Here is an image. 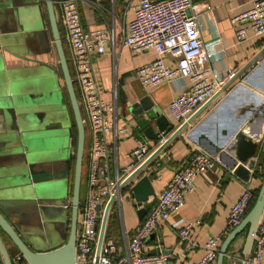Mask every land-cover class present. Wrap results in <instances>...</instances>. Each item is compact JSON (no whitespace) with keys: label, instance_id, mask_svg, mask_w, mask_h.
Instances as JSON below:
<instances>
[{"label":"crops","instance_id":"crops-1","mask_svg":"<svg viewBox=\"0 0 264 264\" xmlns=\"http://www.w3.org/2000/svg\"><path fill=\"white\" fill-rule=\"evenodd\" d=\"M138 1L83 0L79 1L77 6L85 28L91 30L103 28L107 24H114L115 29L119 31L132 19L130 8ZM192 2L197 7L196 12L202 24L201 39L210 56L209 66L214 71L224 76L229 72L235 74L264 47V38L249 35L246 40L239 43L235 39V32L239 25L233 23V20L250 8L249 0H192ZM57 24L61 29V24L59 22ZM42 26L47 31L48 42L40 47L37 32ZM49 31L44 4L0 0V94L7 92L9 96H13L28 88L26 80L30 73H35L42 67L33 60L43 61L53 66L55 68L53 76H57L61 83L60 91L67 112L66 131L68 134V131L73 129L74 119L66 89L59 75L58 59ZM42 48L47 50L46 54L41 53ZM155 58L156 54L152 50L141 54H132L118 42L115 52L107 49L104 55L97 56L93 60L101 98L107 102L115 100L116 103V111L114 114H110L109 118L114 121L116 130H126L124 135H118L117 138L113 137V132L109 137L112 144L111 169L113 173L121 172L129 164V153L135 148L138 139H145L136 126L135 118L130 114L129 108L142 98L148 97L154 108L169 120L168 131L175 125V121L169 113V103L175 96L190 88L189 81L181 78H175L171 82L153 89L143 88L135 78L134 72L136 68ZM174 60L167 58V63L172 64ZM263 96L264 61L255 63L253 67L247 69L185 131L171 141L159 157L150 164L153 171L149 172L150 168L147 166L131 184L121 191L120 199L116 202L114 210L112 208L111 218L108 220L110 239L117 246L123 247L147 215L139 218V212L145 203L139 205L133 199L130 193L132 184L141 177L147 176L155 194L150 196L149 200L154 202L156 196L163 190L174 171L190 152L206 151L202 137L216 145L223 143L226 146L234 140L235 134L241 126L240 120L243 118V122L249 121L250 125L255 121L261 123V130L256 129L253 133L250 128V135L263 136L261 145H264V108L261 107L264 104L261 101ZM251 107L253 109L245 112L247 108ZM56 127L61 128L59 123H55ZM2 137H4L3 127L0 126V141ZM147 142L150 147H153L154 141ZM86 145L85 140L84 151ZM66 146L70 149L69 170L66 179L68 182L73 172L74 148L69 139H67ZM12 150L10 145L0 142V190H5V197L8 199H14L15 195L9 194L6 190L19 183L17 172L14 171V165L18 161ZM261 154L262 152H258L257 161H260ZM55 160L43 163V168L38 174L39 178H59L64 167L59 163L60 161ZM217 164L215 169L196 179L194 191L185 197L183 207L170 214L166 221L159 224L157 231L148 237L149 240H146L143 249L145 254L158 248L161 253L170 254L174 264H197L204 255L206 242L224 231L229 210L238 199L246 183L253 190H257L261 185V179L258 177L261 172L260 168L251 171L250 180L243 182L219 161ZM254 172L257 174L253 175ZM85 173V159H83L82 190ZM69 183L70 181L68 186ZM65 202L66 200L63 205ZM195 222H199V224L193 228L188 241L181 244L178 240V230L185 223ZM244 238L245 234H241L237 239L238 244L231 245L228 251L239 252L242 256ZM3 240L11 258L15 257L18 252L13 244L7 236ZM261 264H264V251Z\"/></svg>","mask_w":264,"mask_h":264},{"label":"built area","instance_id":"built-area-1","mask_svg":"<svg viewBox=\"0 0 264 264\" xmlns=\"http://www.w3.org/2000/svg\"><path fill=\"white\" fill-rule=\"evenodd\" d=\"M79 1L83 0H52V3L57 23L61 24L60 38L66 48L77 102L80 112L82 109L84 113L83 116L81 112L84 129L87 126L90 139L87 153L84 151L86 173L79 203L74 264H95L94 254L102 213L110 197L117 192L119 184L138 169L175 129L220 91L234 72L224 76L209 66L210 56L200 35L202 24L192 0H139L130 8L132 19L119 31L114 24L91 30L85 28L77 6ZM249 3L250 8L233 20L239 25L235 32L238 43L249 35L264 38V0H249ZM118 42L132 54L148 50L155 52L153 61L136 68L134 72L143 88L153 89L175 78L187 79L190 88L169 103V113L175 121L172 129L160 133L153 147L145 139H138L135 148L129 153V164L121 172L113 173L109 137L113 132V137L117 138L118 135H124L126 130H116L114 121L109 118L116 111V103L115 100L107 102L101 98L93 60L104 55L107 49L115 52ZM167 58L175 60L170 64ZM262 101L264 103V96ZM217 162L215 156L204 150L190 152L156 196L153 206L123 247L107 239L105 232L96 264H174L171 255L166 252L145 254L144 244L157 231L161 222L183 207L185 197L194 191L196 179L215 169ZM150 164L149 172L154 170ZM253 198L254 190L246 183L229 210L224 231L206 242L204 255L197 264L216 263L221 243L243 220ZM116 202L118 200L113 206ZM63 208L69 211V196ZM111 212L112 208L109 217ZM197 224L199 222L181 226L177 234L181 244L188 241ZM263 251L264 213L258 222L246 262L233 251H227L224 262L261 264ZM12 261L14 264H28L19 253Z\"/></svg>","mask_w":264,"mask_h":264},{"label":"water","instance_id":"water-1","mask_svg":"<svg viewBox=\"0 0 264 264\" xmlns=\"http://www.w3.org/2000/svg\"><path fill=\"white\" fill-rule=\"evenodd\" d=\"M13 2L12 0H6V2ZM18 1V0H17ZM26 3L44 4L49 32L54 43V48L57 55V65L61 72V81L66 89L68 102L71 108V112L74 119V126L76 128V146L74 151V170H73V182L70 195V210H65V216L63 221V230L65 234V240L62 244L54 247V249H41L38 248L40 243H48V241H42V237L39 232L32 228L31 219L32 215L40 214L38 218L42 219V224L45 230V237L49 239L48 228L46 220H44L43 214L47 207L52 205L62 206L63 201L58 203L45 202L50 201L51 197L47 191H50L48 185L51 182L57 180H64L67 182L68 170H69V158H62L60 160L55 159H43L41 155L36 151H33L28 156L29 147L34 148L32 145L35 141L36 128L31 125V108L29 109V96L27 91L18 93L16 95L9 96V93L0 94V126L3 127V136L1 143H7L13 148L14 157L17 158V153L22 154V159L17 158V163L14 165V171L17 172V178L19 183L13 188H9L8 193L15 195L14 199H8L5 197V190H0V259L2 264H14L12 258L7 250L4 240L1 236V232L4 233L10 242L13 244L17 252L28 264H74L75 257V243H76V229L78 221V211L80 203V187L82 178V166L84 159V145H85V129L80 112V108L77 102L75 88L71 79V73L68 66L66 54L64 51L63 43L60 38L59 28L55 16L52 0H19ZM40 4V8H41ZM38 41L40 47L47 44V31L45 27L37 32ZM42 54H46L47 50L42 48ZM264 61V47L237 73L230 78L220 91H218L211 99H209L203 106H201L185 123L175 129L157 149L146 159V161L136 169L131 175H129L121 184H119L117 192H115L104 207L102 217L99 224L98 240L96 244L94 263L96 264L100 250L105 238V232L107 228L108 218L110 210L116 200L120 199L121 191L132 183V181L148 166L152 161L157 159L160 153L166 148V146L173 141L180 133L185 131L188 126L211 104L213 103L223 92L228 90L239 77L247 71V69L253 67L255 63ZM37 64H40L49 70L55 72V68L46 64L43 61L33 60ZM55 83L58 90H61V83H59L58 77L55 76ZM254 107V106H253ZM251 108H247L245 112H249ZM264 108V104L261 106ZM130 114L135 118V124L142 132L147 141H155L160 133L166 132L170 124L167 117L154 108L151 100L148 97H144L129 108ZM241 126L235 134L234 140L228 145L219 143L214 144L208 139L202 137L203 146L206 148L207 153L212 154L218 158V161L224 165L229 171H232L243 182H248L251 177V171L261 167V163L257 161L258 152L264 154V145H261L262 137L257 135H250V122H243V118L240 120ZM52 128V127H50ZM170 131V130H168ZM69 140L72 141V130L68 131ZM220 148L222 149L220 151ZM205 151V152H206ZM60 161L63 165V170L57 179L39 178L40 171L43 168V163ZM69 182V181H68ZM67 182V196L69 186ZM54 185V184H52ZM55 186V185H54ZM45 188V189H44ZM52 189V186H51ZM130 193L133 199L139 204H144L143 208L139 212V218H143L147 212L153 206V200H149L150 196H154L153 188L150 184V180L147 176L141 177L137 182L132 184ZM58 201V200H57ZM33 208V209H28ZM49 209V208H48ZM264 213V176L260 185L257 197L251 209L246 216L240 222V224L234 228L221 243L215 264H224L225 255L234 241L241 235L245 234L244 243L242 246V257L244 262L248 259L251 246L253 243L254 234L261 216ZM151 237V236H150ZM149 240V239H148ZM160 250L157 248L152 250L147 255H158Z\"/></svg>","mask_w":264,"mask_h":264},{"label":"rangeland","instance_id":"rangeland-1","mask_svg":"<svg viewBox=\"0 0 264 264\" xmlns=\"http://www.w3.org/2000/svg\"><path fill=\"white\" fill-rule=\"evenodd\" d=\"M32 73H30V76L26 80L28 88L24 90L27 91L29 96L28 104L30 105L29 109L31 108L32 114V118L30 120L31 125L39 129L35 131V141L32 144L34 148L30 149V145L28 156L33 151L37 150V152L41 155L40 158L43 159H60L68 157L70 149L66 146L67 139H69V134H67L66 131L68 126L67 112L63 105L62 92L57 89L55 83V77L53 76L54 72L42 66L39 70L37 69V72L33 73L35 75ZM59 75L61 77L60 71ZM7 98H10V96ZM81 112L84 116L82 109ZM55 123H59L61 128H55ZM85 135L87 143L85 146L86 152L89 143L87 126H85ZM16 155L18 160L22 159L21 153H17ZM47 187L50 188V191H47V193H49L48 195H50L51 200L45 202L58 203L59 201L64 202V200H66L67 182L65 183L63 179L51 182ZM114 206L112 207L113 210ZM38 216L40 217V214L32 215V217H30L31 224L33 226L32 228L39 232L42 237V241H48V243L38 244V248L49 250L62 244L65 240V234L62 232L65 210L58 205H52L45 209L43 217L44 220H46V224H48L47 228L49 239L45 237L42 219L38 218ZM1 235L3 238L6 237L4 233H1ZM237 239L234 241L232 246H236L238 244ZM236 254L240 255L239 252Z\"/></svg>","mask_w":264,"mask_h":264},{"label":"trees","instance_id":"trees-1","mask_svg":"<svg viewBox=\"0 0 264 264\" xmlns=\"http://www.w3.org/2000/svg\"><path fill=\"white\" fill-rule=\"evenodd\" d=\"M63 47H64V51H65L66 58H67V52H66L65 46L63 45ZM67 99H68V97H67ZM72 133H73L72 145H73V148H74V151H75V146H76V128H75L74 125H73V129H72ZM74 158H75V157L73 156L72 171L74 170V169H73V168H74ZM259 162H260L262 165H261V167H260L261 172L258 174V177L261 179V183H262L263 176H264V154H263V153L261 154V157H260V161H259ZM255 174H257V172H256V173L254 172L253 175H255ZM69 181H70V183H69V191H68V195H69V197H70V195H71V188H72V182H73V172H72V175H71ZM259 188H260V186L258 187L257 190H254V198H253V201H252V203H251V205H250V209H251L252 205H253L254 202H255V199H256V197H257V193H258V191H259ZM81 193H82V184H81V187H80V197H81ZM250 209H249V210H250ZM69 210H70V209H69ZM247 213H248V212H247ZM245 216H246V215H245ZM110 218H111V215H110V217H109V220H110ZM1 233H2V232H1ZM1 236H2V235H1ZM106 238H107V239H110V235H109V226H108V224H107V228H106Z\"/></svg>","mask_w":264,"mask_h":264},{"label":"bare ground","instance_id":"bare-ground-1","mask_svg":"<svg viewBox=\"0 0 264 264\" xmlns=\"http://www.w3.org/2000/svg\"><path fill=\"white\" fill-rule=\"evenodd\" d=\"M262 101V100H261ZM214 115V114H213ZM252 115V114H251ZM213 117V116H212ZM250 118V117H249ZM248 118V119H249ZM262 126H261V123H259L258 121H255L254 124L251 125V128H252V132L254 133L256 129H260ZM261 130V129H260ZM255 135V134H254Z\"/></svg>","mask_w":264,"mask_h":264}]
</instances>
